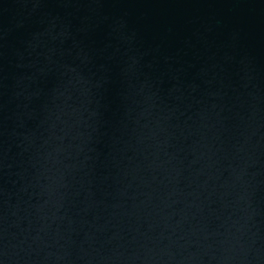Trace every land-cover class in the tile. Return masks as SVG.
<instances>
[{
    "label": "water",
    "instance_id": "obj_1",
    "mask_svg": "<svg viewBox=\"0 0 264 264\" xmlns=\"http://www.w3.org/2000/svg\"><path fill=\"white\" fill-rule=\"evenodd\" d=\"M0 264H264V0H0Z\"/></svg>",
    "mask_w": 264,
    "mask_h": 264
}]
</instances>
